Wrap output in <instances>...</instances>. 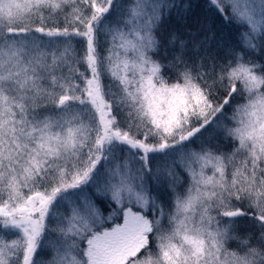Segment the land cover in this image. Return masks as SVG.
<instances>
[{
    "label": "snow or ice",
    "instance_id": "6c2138e0",
    "mask_svg": "<svg viewBox=\"0 0 264 264\" xmlns=\"http://www.w3.org/2000/svg\"><path fill=\"white\" fill-rule=\"evenodd\" d=\"M208 2L236 45L165 37L190 0H0V264H264V0Z\"/></svg>",
    "mask_w": 264,
    "mask_h": 264
},
{
    "label": "trees",
    "instance_id": "16d2710c",
    "mask_svg": "<svg viewBox=\"0 0 264 264\" xmlns=\"http://www.w3.org/2000/svg\"><path fill=\"white\" fill-rule=\"evenodd\" d=\"M187 2L188 0H185V3ZM190 2H191V9L190 11L184 13L183 19L176 15H173V17L170 20L166 21L165 24L166 31L164 32L165 37H168L169 33L175 32L179 38L190 40L191 37L187 33L194 32L199 28L203 27V28H210L213 31H215L218 39H222L224 42L233 45L237 44L238 33L242 30L240 26L232 23L222 22L221 18L213 10L208 0H190ZM186 25L191 27H186ZM189 48H191V45H189ZM174 50L175 49L173 47H169L168 49L169 59L171 58V53ZM212 55L215 59L216 71L218 72L219 66L223 63H227V61L222 58V54L221 55L216 54V48L214 46L212 48ZM186 58L189 59L190 63L197 62L199 60V57H197L195 54L191 52L189 53V56ZM246 59H253L257 63H264V56H261L259 53H256L252 57H246ZM212 65H213V60L211 59L206 60L205 70L211 73ZM222 94H223V90L221 91V95ZM239 101L240 98L237 97V100L234 101V103H237ZM228 114L229 115L231 114L230 111ZM218 143H219L220 151L225 153H231L233 149V145L229 141L221 140ZM164 198L167 199V197ZM105 214H107V212ZM234 234L239 237L258 236V231L255 223L252 221L250 217H240L237 218L235 221ZM256 243L257 240L252 239V244L255 245ZM153 247L155 248V243L153 244ZM239 247H240V242L235 239L230 241L228 244V248L230 251L237 250ZM45 251L47 252V250ZM42 257L45 259L48 258L47 255L44 254H42Z\"/></svg>",
    "mask_w": 264,
    "mask_h": 264
}]
</instances>
